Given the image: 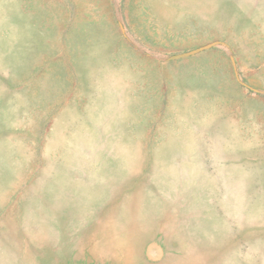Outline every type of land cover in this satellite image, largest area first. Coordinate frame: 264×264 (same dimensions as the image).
Returning <instances> with one entry per match:
<instances>
[{
    "label": "rangeland",
    "instance_id": "1",
    "mask_svg": "<svg viewBox=\"0 0 264 264\" xmlns=\"http://www.w3.org/2000/svg\"><path fill=\"white\" fill-rule=\"evenodd\" d=\"M0 264H264V0H0Z\"/></svg>",
    "mask_w": 264,
    "mask_h": 264
}]
</instances>
